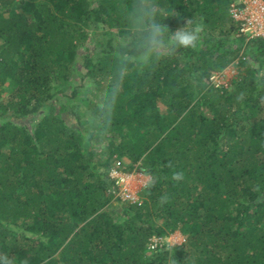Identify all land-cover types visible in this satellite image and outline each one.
Masks as SVG:
<instances>
[{
    "label": "trees",
    "instance_id": "16d2710c",
    "mask_svg": "<svg viewBox=\"0 0 264 264\" xmlns=\"http://www.w3.org/2000/svg\"><path fill=\"white\" fill-rule=\"evenodd\" d=\"M158 3L170 30L202 23V40L125 76L114 35L130 0H0V253L12 264H264V39L236 36L228 0ZM235 60L234 90L214 87ZM76 63L105 97L82 95ZM117 161L150 177L140 204L114 200ZM174 230L183 243L146 249Z\"/></svg>",
    "mask_w": 264,
    "mask_h": 264
},
{
    "label": "clouds",
    "instance_id": "9594fccd",
    "mask_svg": "<svg viewBox=\"0 0 264 264\" xmlns=\"http://www.w3.org/2000/svg\"><path fill=\"white\" fill-rule=\"evenodd\" d=\"M169 14L162 13L158 0H130L124 14V27L115 36L114 48L119 67L144 70L176 54L181 49H196L202 40L204 25L188 18L181 27L170 30L162 23ZM183 178L182 172L173 174L174 180ZM166 201H161L165 203ZM179 242L167 246L157 244L153 251L163 252L175 248ZM0 264H12V259L0 253ZM23 264H28L27 259Z\"/></svg>",
    "mask_w": 264,
    "mask_h": 264
},
{
    "label": "built area",
    "instance_id": "2783aa9c",
    "mask_svg": "<svg viewBox=\"0 0 264 264\" xmlns=\"http://www.w3.org/2000/svg\"><path fill=\"white\" fill-rule=\"evenodd\" d=\"M229 14L236 23V36L242 37L244 40L259 38L264 39V0H228ZM216 73H211L209 76L210 82L219 87V83L215 80ZM111 167L109 177L113 180L111 194L115 199L120 201H128L129 203L140 204L142 201L141 195L132 192L130 182H132V174L121 171L117 166ZM142 174V173H140ZM162 238V237H161ZM159 237H152L148 240L147 250L153 251L154 246L159 242L164 245Z\"/></svg>",
    "mask_w": 264,
    "mask_h": 264
},
{
    "label": "rangeland",
    "instance_id": "374dc122",
    "mask_svg": "<svg viewBox=\"0 0 264 264\" xmlns=\"http://www.w3.org/2000/svg\"><path fill=\"white\" fill-rule=\"evenodd\" d=\"M235 25H236V23H235ZM99 33H100V31H95L94 40H93L92 44L101 42V37H99ZM245 41H247V40H245ZM92 44H90V46ZM79 53L80 54L85 53V48L81 47L79 49ZM82 57H81V60H82ZM236 65H237V61L235 60L234 62L230 63L228 66L223 68L221 71L213 72V73L217 74V77L215 78V80L219 83V85L221 84L217 88H219V89L226 88L229 91L234 90V87H235L234 81L237 79V75H238V68ZM76 67H77L79 73L73 74L72 82L75 86H77V85L82 86L79 88V91L82 93V95L86 98H90L91 95H93V98L105 97L106 91H101V92L98 91L99 85L95 84L96 83L95 80H92L91 78L86 77L84 75L85 72L82 69L81 65L76 63ZM161 107L163 108V106H161ZM77 110H79L81 112H85V108L81 104H80L79 108H77ZM38 116H40L39 113L35 116H32L30 118V121L34 120ZM124 161L126 163L128 162L125 158H124ZM128 173H131L133 175L132 176V182H130V186H129L130 189L132 190V192H136V193L138 192L140 194L141 189L146 185V183L148 182L150 177L145 176L143 174H140V172H138V171H132V172H128ZM114 200H116V199L114 198ZM121 202L127 203L128 201H121ZM152 237H158V238L160 237L161 238V236H158V235H153L150 238H152ZM161 240L163 241L164 245H168L169 242H179L178 244H180V243H183L185 241V236L180 230H174V232L169 233L166 236L162 237Z\"/></svg>",
    "mask_w": 264,
    "mask_h": 264
}]
</instances>
